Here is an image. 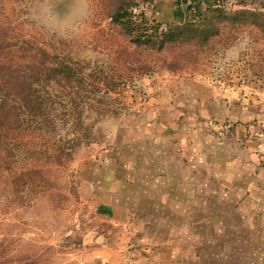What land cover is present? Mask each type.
<instances>
[{"label":"rangeland","instance_id":"374dc122","mask_svg":"<svg viewBox=\"0 0 264 264\" xmlns=\"http://www.w3.org/2000/svg\"><path fill=\"white\" fill-rule=\"evenodd\" d=\"M196 2L216 34L159 50L134 43L116 13L132 8L162 28L204 26L192 0H0V56H20L3 47L22 40L45 50L49 81L33 88L48 92L38 101L57 124L50 143L37 144L47 158L27 172L28 188L0 170V264H101L119 228L88 202L83 180L164 82H207L264 104V0ZM59 62L75 77L56 81Z\"/></svg>","mask_w":264,"mask_h":264},{"label":"crops","instance_id":"0c3cea01","mask_svg":"<svg viewBox=\"0 0 264 264\" xmlns=\"http://www.w3.org/2000/svg\"><path fill=\"white\" fill-rule=\"evenodd\" d=\"M83 182L119 228L101 264H264L261 101L168 80Z\"/></svg>","mask_w":264,"mask_h":264},{"label":"trees","instance_id":"16d2710c","mask_svg":"<svg viewBox=\"0 0 264 264\" xmlns=\"http://www.w3.org/2000/svg\"><path fill=\"white\" fill-rule=\"evenodd\" d=\"M197 8L196 0H192L188 9L193 10L194 18L198 14L197 20L204 26L191 21L180 25L166 24L164 28L160 24L149 25L142 12L138 16L132 12V8L119 10L115 22L128 25L134 43L160 50L165 44L194 37L200 42H206L216 34L215 25L206 17L208 9L199 12ZM3 49L7 53L19 52L21 55L0 56V170L13 178L17 175V180L28 188L31 179L26 176L27 172L34 170L40 161L47 158V153L38 149L37 144H49L48 133L57 126L51 119L50 109L38 101L45 100L48 92L40 94V90L33 88L36 81L46 86L49 81L48 72L51 70L48 68L45 50L31 41L7 43ZM39 51L44 55L41 59L34 55ZM54 72L58 77L56 81L75 77L63 62L58 63ZM37 76L38 79L34 80Z\"/></svg>","mask_w":264,"mask_h":264},{"label":"built area","instance_id":"2783aa9c","mask_svg":"<svg viewBox=\"0 0 264 264\" xmlns=\"http://www.w3.org/2000/svg\"><path fill=\"white\" fill-rule=\"evenodd\" d=\"M135 13V12H134Z\"/></svg>","mask_w":264,"mask_h":264}]
</instances>
